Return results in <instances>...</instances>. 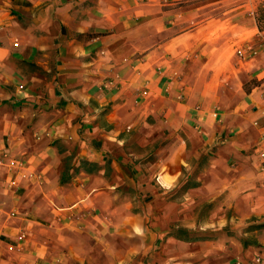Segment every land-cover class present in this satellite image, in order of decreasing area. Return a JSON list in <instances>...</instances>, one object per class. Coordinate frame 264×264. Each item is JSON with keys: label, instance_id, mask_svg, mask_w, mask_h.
I'll return each mask as SVG.
<instances>
[{"label": "crops", "instance_id": "0c3cea01", "mask_svg": "<svg viewBox=\"0 0 264 264\" xmlns=\"http://www.w3.org/2000/svg\"><path fill=\"white\" fill-rule=\"evenodd\" d=\"M242 6L0 0V264H264Z\"/></svg>", "mask_w": 264, "mask_h": 264}, {"label": "rangeland", "instance_id": "374dc122", "mask_svg": "<svg viewBox=\"0 0 264 264\" xmlns=\"http://www.w3.org/2000/svg\"><path fill=\"white\" fill-rule=\"evenodd\" d=\"M242 17L244 18V28L240 33H237V38L240 39L239 44L241 45V49L243 50L242 54H239L242 57L248 56L247 59H250L254 57V51H257V54L255 56H259L260 65L264 66V23H262L263 29H259L256 33L251 30V26L254 24V20L252 19V22L248 21V18L255 17L256 23L257 17L262 14L261 6L264 4V0H242ZM233 3H228L227 8L232 6ZM238 19V18H237ZM231 23V24H230ZM234 23V21L226 23L225 26L228 28L227 32L229 33L231 25ZM248 27V28H247ZM229 37V34H227ZM227 39V38H226ZM247 49V50H246ZM245 51L246 54H245ZM250 53H252V56H249ZM253 65L244 63L243 69H244V75L249 76L253 74L254 69ZM250 70V71H247ZM257 83L256 77H253V79H250V81L244 85V89L248 91L249 88H251L254 84Z\"/></svg>", "mask_w": 264, "mask_h": 264}, {"label": "clouds", "instance_id": "9594fccd", "mask_svg": "<svg viewBox=\"0 0 264 264\" xmlns=\"http://www.w3.org/2000/svg\"><path fill=\"white\" fill-rule=\"evenodd\" d=\"M14 46L15 47H19V44L14 42ZM0 59H2V57H0ZM108 139L112 140L114 143H119V144H122L123 143V141H117L115 139V135L108 137ZM181 163H183V161ZM185 167H188V165H185ZM177 178H179V173H177L176 176H173L172 177L173 180H175ZM253 211H255V209H253ZM226 224H227V221H221L220 226L221 227H224ZM134 231L136 232V234H138L140 236H143L144 235V232H143L142 229L136 228V229H134Z\"/></svg>", "mask_w": 264, "mask_h": 264}, {"label": "trees", "instance_id": "16d2710c", "mask_svg": "<svg viewBox=\"0 0 264 264\" xmlns=\"http://www.w3.org/2000/svg\"><path fill=\"white\" fill-rule=\"evenodd\" d=\"M261 11H262V14H260L259 17H257V25L259 27V29H263V26H262V23H264V4H262L261 6Z\"/></svg>", "mask_w": 264, "mask_h": 264}, {"label": "built area", "instance_id": "2783aa9c", "mask_svg": "<svg viewBox=\"0 0 264 264\" xmlns=\"http://www.w3.org/2000/svg\"><path fill=\"white\" fill-rule=\"evenodd\" d=\"M252 264H262L261 256H257L255 260H253Z\"/></svg>", "mask_w": 264, "mask_h": 264}]
</instances>
